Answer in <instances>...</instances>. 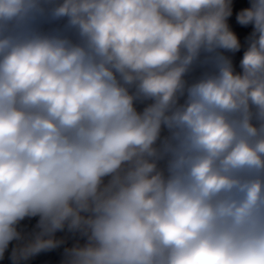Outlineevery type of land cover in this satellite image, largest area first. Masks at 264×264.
Returning <instances> with one entry per match:
<instances>
[{"label":"clouds","instance_id":"clouds-1","mask_svg":"<svg viewBox=\"0 0 264 264\" xmlns=\"http://www.w3.org/2000/svg\"><path fill=\"white\" fill-rule=\"evenodd\" d=\"M264 264V0H0V264Z\"/></svg>","mask_w":264,"mask_h":264},{"label":"trees","instance_id":"trees-1","mask_svg":"<svg viewBox=\"0 0 264 264\" xmlns=\"http://www.w3.org/2000/svg\"><path fill=\"white\" fill-rule=\"evenodd\" d=\"M35 264H52V262L47 256H41L37 258Z\"/></svg>","mask_w":264,"mask_h":264}]
</instances>
